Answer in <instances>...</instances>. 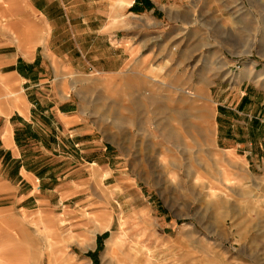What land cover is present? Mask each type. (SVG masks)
Masks as SVG:
<instances>
[{
  "label": "rangeland",
  "instance_id": "1",
  "mask_svg": "<svg viewBox=\"0 0 264 264\" xmlns=\"http://www.w3.org/2000/svg\"><path fill=\"white\" fill-rule=\"evenodd\" d=\"M157 3L132 11L155 12L166 55L148 68L134 60L123 76L76 78L84 88L72 97L106 149L58 169L34 220L0 213V264H264V174L222 132L258 137L264 153V91L256 120L258 79L211 76L227 59L236 70L262 57L264 88V0ZM41 154L29 160L37 169L62 164Z\"/></svg>",
  "mask_w": 264,
  "mask_h": 264
},
{
  "label": "crops",
  "instance_id": "2",
  "mask_svg": "<svg viewBox=\"0 0 264 264\" xmlns=\"http://www.w3.org/2000/svg\"><path fill=\"white\" fill-rule=\"evenodd\" d=\"M136 1L0 0V213L9 212L7 220H34V207L46 203L43 193L61 180L58 169L69 160L84 161L85 156L94 157L106 149L72 97L84 88L83 80L78 85L76 78L83 79L87 69L123 76L134 60L148 68L169 50L170 43L160 36L162 24L155 12H133ZM154 3L158 5L157 0ZM258 49L262 52L260 46ZM188 59L177 68L183 71V61ZM240 60H235L236 70L231 69L228 59L222 61L223 71L218 73V67L211 70V76L229 80L239 72V78L252 75L258 79L254 90L260 107L252 114L257 120L254 115H261L264 91L257 66L263 58H248L242 64ZM248 61H252L253 71L249 64L245 66ZM222 132L232 151L249 149L244 156L256 161L253 172L264 174V153L254 148L258 137L229 138L230 129ZM31 153H42L41 157L61 153L62 164L57 167L55 162H44L37 169L29 161Z\"/></svg>",
  "mask_w": 264,
  "mask_h": 264
},
{
  "label": "bare ground",
  "instance_id": "3",
  "mask_svg": "<svg viewBox=\"0 0 264 264\" xmlns=\"http://www.w3.org/2000/svg\"><path fill=\"white\" fill-rule=\"evenodd\" d=\"M185 94H193V92L191 91H186ZM178 137H180V133L178 131V129L175 128V130L172 133V139H178ZM152 261V260H151ZM159 264V263H158Z\"/></svg>",
  "mask_w": 264,
  "mask_h": 264
}]
</instances>
